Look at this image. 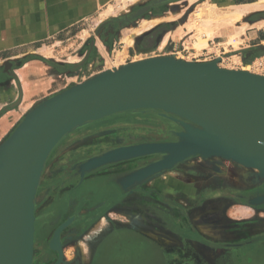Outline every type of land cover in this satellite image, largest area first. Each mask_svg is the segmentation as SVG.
<instances>
[{
	"label": "rangeland",
	"instance_id": "rangeland-1",
	"mask_svg": "<svg viewBox=\"0 0 264 264\" xmlns=\"http://www.w3.org/2000/svg\"><path fill=\"white\" fill-rule=\"evenodd\" d=\"M156 1L0 0V33H4V28L9 25L12 27L7 30L8 36L18 38L16 46L0 52V69L11 62L21 69L29 61L37 60L39 63L22 69L20 76L25 80L20 84L30 88L32 96L47 88L51 90L50 94L45 91L41 97L29 94L23 102V91L18 86V101L11 106L17 107L16 125L2 142L38 104L78 82L84 83L112 71L114 67L120 69L152 58L174 57L195 63L219 60L221 69L243 72L248 67L250 73L264 77V65L260 66L264 63V44L244 49L253 41H246L245 36L241 41L236 34L237 24L257 16L264 19L263 0L259 4L263 9L248 15L238 7L255 0H172L154 6L145 14H138L140 9ZM164 17L169 21L153 26ZM205 18L212 19L209 25L213 24L212 27L208 26L214 31L211 37L205 35L207 26H200L206 23ZM146 22L154 23L147 25ZM105 24L111 28L114 25L113 32ZM153 33L158 34L153 37ZM215 33L227 39H213ZM197 37L205 40L206 45L198 46ZM146 38L151 42L141 50L140 45ZM91 44L94 47L91 57L82 68H75L84 62ZM204 48L208 49L204 51ZM37 49L41 50L39 55L28 54ZM15 54L25 56L17 61L7 60ZM28 77L36 79L26 80ZM179 131L180 128L170 120L157 112L147 111L113 115L66 135L51 152L42 172L35 199V233L36 215L41 214L42 209L55 229L65 222L66 227L76 228L81 235L77 240L67 242L64 253L59 251V254L52 243L47 248L37 246L34 235L32 264H88L92 238L105 231L111 221L140 227L143 224L138 223L139 216L136 215L139 210L145 208L154 215L158 204L168 209L174 202L183 209L185 218L188 216L184 209L188 208V218L193 225L211 240L238 225L253 230L264 224V212L256 215L258 205L250 198L233 203L215 196L221 187L226 192L234 188L245 192L264 182L257 169L246 168L233 160L190 156L172 168L143 179L147 181L127 188H123L122 181L130 180L135 173L138 176L139 171L160 162L164 156L154 154L97 168L87 167L91 160L120 148L176 142L175 133ZM120 172H128L122 180ZM92 178L96 179L87 180ZM44 186L48 190L42 197ZM87 187H94L97 194L98 189L102 193L95 200L92 195L83 194L89 190ZM177 191L183 196H175L173 193ZM122 194L125 200H121ZM172 196L177 201H171ZM125 203L127 208L123 210ZM49 234L50 230L45 228L42 236ZM210 253L214 257L212 251Z\"/></svg>",
	"mask_w": 264,
	"mask_h": 264
},
{
	"label": "water",
	"instance_id": "water-1",
	"mask_svg": "<svg viewBox=\"0 0 264 264\" xmlns=\"http://www.w3.org/2000/svg\"><path fill=\"white\" fill-rule=\"evenodd\" d=\"M168 1L172 0L155 4ZM218 62L148 59L71 86L30 110L0 144V264H32L35 199L42 172L57 144L88 123L153 111L180 128L176 142L120 148L88 163V168H97L164 156L122 181L123 188L194 155L223 157L264 172V77L221 69ZM239 153L260 165L245 163ZM58 236L59 232L56 241Z\"/></svg>",
	"mask_w": 264,
	"mask_h": 264
},
{
	"label": "flooded vegetation",
	"instance_id": "flooded-vegetation-1",
	"mask_svg": "<svg viewBox=\"0 0 264 264\" xmlns=\"http://www.w3.org/2000/svg\"><path fill=\"white\" fill-rule=\"evenodd\" d=\"M161 4L163 3L155 4L153 2L140 9L138 14H145L147 11H151L154 6ZM143 10L144 12L141 13ZM104 26L110 32L115 29L114 25H111L112 28L108 24ZM157 34L153 33L152 36L156 37ZM150 42L146 38L142 43L143 45H140V49L145 50L146 44ZM93 48V44H91L84 62L75 68H82L85 65L93 53ZM12 70L13 64H10V69L6 65L3 68V72H6L7 75L13 72ZM126 173L128 172L119 173L120 180L124 178ZM106 180L113 179L106 178ZM87 188L89 190L83 194H90L95 200L102 193L98 189L99 194H97L94 187ZM47 190V186H44L41 191L42 197L47 193ZM218 191L215 196L222 201L228 200L239 203L242 202V198H250L258 205L255 207L256 215L258 212H264V182L252 189L249 188L245 192L240 191V189L237 191L236 188L226 192L222 191V187ZM118 193H120L119 190ZM78 194L81 195L82 192L80 194L79 191ZM173 194L183 196L181 191ZM121 196V200H123L125 196L123 194ZM170 200L177 201L174 196ZM171 203L173 205H169L168 209L163 208L162 204L155 206L156 213L154 215H151L145 208L140 209L139 213L136 214L139 216L138 223L143 224L140 227L135 224H120L111 221L105 231L92 238L88 264H264V224H260L253 230L238 225L233 230L223 231L224 233L218 234L215 236L216 238L212 237L211 240L210 236L193 225L191 219L188 218L190 217L188 208L184 209L188 216L185 218L183 209L174 202ZM122 208L126 210L127 203ZM36 218L35 243L41 248L51 246L52 241L56 239L57 231L61 227L62 230L58 236L60 244L55 247L58 254L59 251L65 250L67 242H73L81 235V231L78 232L76 228L70 230V226L66 227L65 222L55 229L42 209L41 214L36 215ZM45 228L50 230L48 237L42 236ZM211 251L214 257H212Z\"/></svg>",
	"mask_w": 264,
	"mask_h": 264
},
{
	"label": "crops",
	"instance_id": "crops-1",
	"mask_svg": "<svg viewBox=\"0 0 264 264\" xmlns=\"http://www.w3.org/2000/svg\"><path fill=\"white\" fill-rule=\"evenodd\" d=\"M259 4H260V0H255L250 3H243L242 5H239L238 8H241L244 11V13L246 12L245 15H248L253 12L255 13V12L261 11L263 8H261ZM166 19L167 18L164 17L162 20L160 21L158 20V22H156V24H153V26H156L165 21H169ZM237 26L239 27H238V30L236 31V34L241 38V41H242L243 36H245L246 41L248 42L253 41L251 45L246 46L244 49L251 48V47H257V46L264 44V19H261L260 17L257 16L252 20L251 19L245 20L244 22L240 23V25L237 24ZM10 27L12 26L7 25V27L4 28L7 34L5 32L0 33V52L8 51L13 46H16L18 42V38L8 36L7 30H11ZM213 37H214L213 39H220L222 36L216 35L215 33ZM221 39L226 40L227 38L224 37ZM228 39H231V38L228 37ZM221 44L222 43L219 42V45ZM206 49L208 48H204V51ZM40 51H41L40 49H37L35 51L29 52L28 54L39 55ZM23 56H25V54H15L7 58V60L17 61L18 58L23 57ZM35 62L39 63V61L37 60L36 61L31 60L28 63H26L21 69H17V67H15L16 66L15 62H11L9 64L13 63V70H12L13 72H11L9 75H7L6 72H3V69H0V143L2 142V140H4V138H6L9 132L16 125V122L14 121L16 120L15 114L17 113V110H16L17 107L13 108L11 106L18 98V86H19V89L23 91V94H22L23 102L27 99L29 94L31 95V92H30L31 89L30 88L26 89L22 84H20L21 83L20 81L23 82V80H25L24 78L20 76V72L25 66L26 68H28L30 64L35 63ZM7 68L10 69V66L9 67L7 66ZM34 79L36 78H32V79H30V77L26 78V80H34ZM45 91L41 90L39 92H36L34 95H36L35 97H41L44 92L46 94H50L51 92L50 88H47ZM33 96L31 95V97Z\"/></svg>",
	"mask_w": 264,
	"mask_h": 264
},
{
	"label": "bare ground",
	"instance_id": "bare-ground-1",
	"mask_svg": "<svg viewBox=\"0 0 264 264\" xmlns=\"http://www.w3.org/2000/svg\"><path fill=\"white\" fill-rule=\"evenodd\" d=\"M229 1V0H228ZM264 1V0H263ZM262 2V1H261ZM243 13L242 12H240V15H242ZM219 15V14H218ZM206 19V18H205ZM204 19V20H205ZM157 21V20H156ZM203 21V20H202ZM155 22V21H154ZM154 22H146V24L147 25H152ZM204 22H206V23H203V24H200V26L201 27H204V26H207V27H205L206 29H204L205 30V35H207V37H211V32L213 33L214 31L213 30H210L209 29V27H212V25L211 26H209L210 24H211V22H212V19L210 20V19H206V21H204ZM214 23V22H213ZM155 24V23H154ZM145 25V24H144ZM204 25V26H203ZM199 26V27H200ZM209 26V27H208ZM143 27V26H142ZM147 27V26H146ZM214 28V27H213ZM141 31V30H140ZM201 35H203L202 37H204V34H201ZM135 37V36H134ZM199 40H197V41H199L198 42V46H200V47H202V46H205L206 45V43H205V40L203 41L202 39L200 40V37H197ZM196 38V39H197ZM129 39H130V37H129ZM131 42V41H130ZM174 58V57H173ZM181 58V57H180ZM175 60H177L176 58H174ZM179 61H183V60H179ZM185 61V60H184ZM213 62V61H212ZM8 67L10 66V64L9 63H7L6 64ZM79 69V68H78ZM112 70V72H114V70H119V68H116V67H114L113 69H111ZM234 70V69H233ZM110 71V70H109ZM243 72H245V73H250V71H249V69H248V67L247 68H245L244 69V71ZM250 74H252V73H250ZM80 80V79H79ZM82 83H77L76 85H73L74 87L75 86H78V85H81ZM257 98H259V99H257ZM262 98V97H261ZM254 99H256L257 101H260L261 99H260V97H253V100ZM260 104H261V102H260ZM259 104V106H261ZM29 108V107H28ZM142 137V136H141ZM122 141V140H121ZM120 143V142H119ZM4 147V146H3ZM239 155H241V158H243L242 160H244L245 161V163H247V164H249L250 162L252 163V164H258L257 162H259V161H257V160H255V159H253V158H251V157H249V156H246V155H243V154H240L239 153ZM221 158V157H220ZM49 160V159H48ZM254 162V163H253ZM260 163H262V162H260ZM221 164V163H220ZM264 164V163H263ZM249 165H251V164H249ZM258 165H260V164H258ZM216 166V165H215ZM254 166V165H253ZM246 167V166H245ZM246 168H249V169H256L255 167H252V166H247ZM245 169V168H244ZM257 170L259 171V174L261 175V174H264V172H263V169H261V168H257ZM245 171V170H244ZM33 215V214H32ZM60 231H61V229L59 230V233H60ZM57 238V237H56ZM52 244H53V246L54 247H56V246H58L60 243H59V241H56V239L52 242Z\"/></svg>",
	"mask_w": 264,
	"mask_h": 264
},
{
	"label": "built area",
	"instance_id": "built-area-1",
	"mask_svg": "<svg viewBox=\"0 0 264 264\" xmlns=\"http://www.w3.org/2000/svg\"><path fill=\"white\" fill-rule=\"evenodd\" d=\"M263 65H264V63H263V62H261L260 66H263Z\"/></svg>",
	"mask_w": 264,
	"mask_h": 264
},
{
	"label": "trees",
	"instance_id": "trees-1",
	"mask_svg": "<svg viewBox=\"0 0 264 264\" xmlns=\"http://www.w3.org/2000/svg\"><path fill=\"white\" fill-rule=\"evenodd\" d=\"M254 58V57H253ZM247 63H249V62H247Z\"/></svg>",
	"mask_w": 264,
	"mask_h": 264
}]
</instances>
